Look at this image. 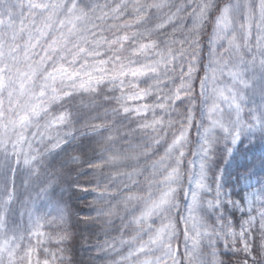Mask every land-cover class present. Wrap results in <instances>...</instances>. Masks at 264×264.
<instances>
[{
    "label": "snow or ice",
    "instance_id": "6c2138e0",
    "mask_svg": "<svg viewBox=\"0 0 264 264\" xmlns=\"http://www.w3.org/2000/svg\"><path fill=\"white\" fill-rule=\"evenodd\" d=\"M0 264H264V0H0Z\"/></svg>",
    "mask_w": 264,
    "mask_h": 264
}]
</instances>
